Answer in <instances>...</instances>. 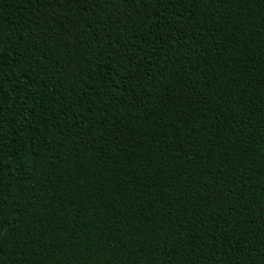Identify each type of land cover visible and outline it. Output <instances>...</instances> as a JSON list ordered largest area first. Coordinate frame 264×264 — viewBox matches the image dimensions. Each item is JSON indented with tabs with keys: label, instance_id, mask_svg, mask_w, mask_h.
<instances>
[{
	"label": "trees",
	"instance_id": "16d2710c",
	"mask_svg": "<svg viewBox=\"0 0 264 264\" xmlns=\"http://www.w3.org/2000/svg\"><path fill=\"white\" fill-rule=\"evenodd\" d=\"M0 264H264V0H0Z\"/></svg>",
	"mask_w": 264,
	"mask_h": 264
}]
</instances>
